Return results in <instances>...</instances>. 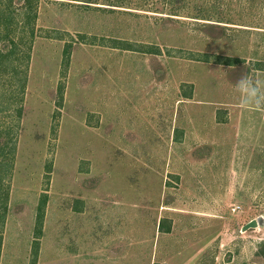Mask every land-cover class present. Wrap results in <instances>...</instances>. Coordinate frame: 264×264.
Wrapping results in <instances>:
<instances>
[{"label": "rangeland", "instance_id": "rangeland-1", "mask_svg": "<svg viewBox=\"0 0 264 264\" xmlns=\"http://www.w3.org/2000/svg\"><path fill=\"white\" fill-rule=\"evenodd\" d=\"M175 2L13 0L0 264H264V0Z\"/></svg>", "mask_w": 264, "mask_h": 264}, {"label": "trees", "instance_id": "trees-1", "mask_svg": "<svg viewBox=\"0 0 264 264\" xmlns=\"http://www.w3.org/2000/svg\"><path fill=\"white\" fill-rule=\"evenodd\" d=\"M21 1V0H19ZM24 1V4L22 6L23 11L21 13L22 15V19L20 20V22L22 23L23 27H26L28 24L30 23H26V20L30 19V20H34L37 16L36 14V9H35V4L37 3L38 0H22ZM185 0H176L175 4L178 6L176 8L180 9L182 8V4ZM91 3V1H86V5L88 6ZM13 9V0H0V23L2 22L4 29L3 31H1L0 29V56L2 54V47H1V43L6 42L10 39V29L12 27H14L15 21H16V17H14V14L12 12ZM198 19V18H196ZM224 22L223 21H212L211 24H207L206 27L204 28L205 32L208 29H218L221 33L223 32L222 30H224V26H222ZM1 28V27H0ZM5 31V32H4ZM5 33V36L2 37V33ZM12 52H10L9 54H7L6 56H11ZM2 57V56H1ZM18 113V119L21 118V113L22 110L19 109L17 111ZM17 135L18 133L15 134V136L13 137V135L11 134V132H9L8 130H4L1 129L0 130V166H4L3 170L1 171V174L4 173V171L6 170L5 167H7L9 164L11 165V168L13 166L12 162L14 161L15 155H16V150H17ZM8 170V167H7ZM2 178L0 176V197H4L5 193L3 192V184H2ZM1 199V198H0ZM44 204H45V199H43L41 201V205L39 206V214H38V225L37 227H39L38 230H40V228L42 227V221L44 218V212H45V208H44ZM6 203L5 202H0V215L1 214H5L6 212ZM2 215V216H3ZM37 233L41 234L39 231H37ZM260 256H264V253L262 255V251L259 253Z\"/></svg>", "mask_w": 264, "mask_h": 264}, {"label": "clouds", "instance_id": "clouds-1", "mask_svg": "<svg viewBox=\"0 0 264 264\" xmlns=\"http://www.w3.org/2000/svg\"><path fill=\"white\" fill-rule=\"evenodd\" d=\"M244 107H264V81L250 78L249 73L242 74L234 84Z\"/></svg>", "mask_w": 264, "mask_h": 264}, {"label": "water", "instance_id": "water-1", "mask_svg": "<svg viewBox=\"0 0 264 264\" xmlns=\"http://www.w3.org/2000/svg\"><path fill=\"white\" fill-rule=\"evenodd\" d=\"M260 220H253L250 223H248L246 226L243 227V231H247L249 229H254L259 225Z\"/></svg>", "mask_w": 264, "mask_h": 264}]
</instances>
